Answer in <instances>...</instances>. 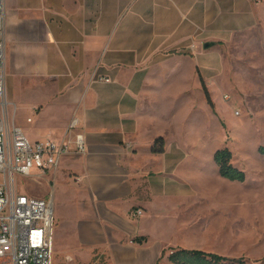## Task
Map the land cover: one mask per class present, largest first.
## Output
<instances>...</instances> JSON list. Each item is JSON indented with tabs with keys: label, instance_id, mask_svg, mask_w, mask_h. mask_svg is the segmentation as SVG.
<instances>
[{
	"label": "crops",
	"instance_id": "1",
	"mask_svg": "<svg viewBox=\"0 0 264 264\" xmlns=\"http://www.w3.org/2000/svg\"><path fill=\"white\" fill-rule=\"evenodd\" d=\"M204 7V0H5L9 123L31 142H59L78 120L87 143V154L66 158L52 174L53 182L64 177L69 199L67 209L52 199L53 259L101 253L117 260L126 241L142 247L152 237L153 206L172 198L167 174L152 175L167 149L154 152L162 136L154 107L166 104L169 81L182 94L188 88L191 34L205 32ZM26 94L35 100L28 107L34 130L27 127L33 117L18 120ZM140 237L147 242L134 243Z\"/></svg>",
	"mask_w": 264,
	"mask_h": 264
},
{
	"label": "rangeland",
	"instance_id": "2",
	"mask_svg": "<svg viewBox=\"0 0 264 264\" xmlns=\"http://www.w3.org/2000/svg\"><path fill=\"white\" fill-rule=\"evenodd\" d=\"M204 2L205 32L195 27L191 34L188 88L182 94L169 81L166 104L154 107L155 132L162 135L154 147L167 149L162 160H155L152 175L161 179L167 174L173 199L153 206L158 220L149 225L152 237L146 245L133 246L129 240L117 260L96 253L90 261L84 254L73 258L75 264H171L172 250L180 249L264 264V0ZM209 43L213 47L206 49ZM20 97L18 120L28 124L33 117L28 107L35 100ZM33 118L27 127L34 130ZM132 145L127 142L125 148L131 151ZM225 149L231 164L244 173L242 182L220 176L214 158ZM18 181L29 195L56 198L55 204L58 200L67 209L63 176L56 182L52 175ZM53 263L66 264L57 253Z\"/></svg>",
	"mask_w": 264,
	"mask_h": 264
},
{
	"label": "built area",
	"instance_id": "3",
	"mask_svg": "<svg viewBox=\"0 0 264 264\" xmlns=\"http://www.w3.org/2000/svg\"><path fill=\"white\" fill-rule=\"evenodd\" d=\"M4 12L5 0H0V264H54L53 201L29 195L18 179L52 175L66 158L87 154V143L78 131V120L71 121L66 138L59 142H31L20 128L9 123ZM97 79L111 82L109 78ZM143 214L138 209L134 216ZM65 262L75 264L72 258Z\"/></svg>",
	"mask_w": 264,
	"mask_h": 264
},
{
	"label": "trees",
	"instance_id": "4",
	"mask_svg": "<svg viewBox=\"0 0 264 264\" xmlns=\"http://www.w3.org/2000/svg\"><path fill=\"white\" fill-rule=\"evenodd\" d=\"M202 85L203 81L201 80ZM208 104L214 110V104L210 98L208 91L204 90ZM155 153H162L163 147L158 150H154ZM215 163L219 167V174L221 177L231 180L242 182L244 180V173L235 168L232 164V155L227 149L219 151L215 155ZM147 242L145 237L136 238L134 243L144 244ZM171 264H249L243 259H228L223 256H219L212 253H207L199 250H172L170 257L168 258Z\"/></svg>",
	"mask_w": 264,
	"mask_h": 264
},
{
	"label": "water",
	"instance_id": "5",
	"mask_svg": "<svg viewBox=\"0 0 264 264\" xmlns=\"http://www.w3.org/2000/svg\"><path fill=\"white\" fill-rule=\"evenodd\" d=\"M212 47H213V44H212V43H209V44H206V45H205V48H206V49H210V48H212Z\"/></svg>",
	"mask_w": 264,
	"mask_h": 264
}]
</instances>
